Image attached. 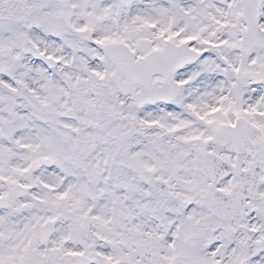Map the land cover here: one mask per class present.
<instances>
[{
	"label": "snow or ice",
	"instance_id": "6c2138e0",
	"mask_svg": "<svg viewBox=\"0 0 264 264\" xmlns=\"http://www.w3.org/2000/svg\"><path fill=\"white\" fill-rule=\"evenodd\" d=\"M0 264H264V0H0Z\"/></svg>",
	"mask_w": 264,
	"mask_h": 264
}]
</instances>
